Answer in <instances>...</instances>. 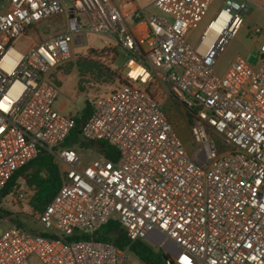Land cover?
Here are the masks:
<instances>
[{
  "label": "built area",
  "instance_id": "1",
  "mask_svg": "<svg viewBox=\"0 0 264 264\" xmlns=\"http://www.w3.org/2000/svg\"><path fill=\"white\" fill-rule=\"evenodd\" d=\"M216 1L7 0L0 13V191L43 149L54 156L61 186L43 211L30 213L24 184L6 197L0 264H31L34 256L43 264H145L130 244L146 240L172 242L166 264H264V44L257 65L238 55L224 75L215 72L250 5L262 4L225 0L193 48L186 37ZM60 13L63 27L36 38V26ZM85 34L115 42L127 57L125 83L89 98L92 113L80 134L83 142L111 144L115 160L64 146L76 117L55 108L60 89L51 77ZM21 37L32 42L25 52L14 47ZM162 85L192 115L199 145L192 156L163 111L166 99L153 94ZM111 221L130 244L96 238Z\"/></svg>",
  "mask_w": 264,
  "mask_h": 264
},
{
  "label": "rangeland",
  "instance_id": "2",
  "mask_svg": "<svg viewBox=\"0 0 264 264\" xmlns=\"http://www.w3.org/2000/svg\"><path fill=\"white\" fill-rule=\"evenodd\" d=\"M71 5L72 0H65ZM143 3H150L152 0H142ZM225 0H217L209 9L207 16L201 24L189 31L186 40L196 48L200 42V38L205 31L209 22L215 17L217 12L224 7ZM8 8L7 0H0V13ZM254 13L250 16L249 13L244 16V24L230 41L225 52L220 57L215 66V72L219 76L225 74L234 58L238 55L245 57L252 65H257L259 62L257 49L264 44V11L254 5H250ZM150 13L159 14L152 6L149 8ZM65 23V14L60 13L49 19L43 20L36 26L38 36L42 38L54 33ZM129 27L132 24L127 21ZM260 28V34H254V28ZM34 40H36L34 38ZM84 43L81 45L72 44V58L70 61L59 66L52 73V81L56 83L60 89V96L55 103V108L66 116L79 117L82 115L89 98L104 95L115 89H118L124 79L126 73L127 57L121 48L113 41L101 38L94 34H85ZM32 45L31 40L26 38H18L14 42V47L21 52H25ZM95 59L97 67L92 71H85L82 74L78 72L77 63ZM123 80V81H122ZM154 96L164 101L163 111L167 114L175 131L182 141L189 155H194L199 150V145L195 142L192 134L191 120L192 115L187 113L184 106L169 93V87L166 85L159 86L158 89H152ZM90 106V105H89ZM219 140V139H218ZM222 150V149H221ZM82 157L85 161L89 160L90 153L83 152ZM26 177L20 178V184H26ZM6 204V203H5ZM13 213H20L17 206H11ZM33 210H30V213ZM36 212V211H35ZM26 224L37 227V224L27 217L23 219ZM1 233V230H0ZM150 246L160 250L163 245H156L149 241H145ZM164 246L165 253H171L169 241ZM31 264H43L37 257L30 259Z\"/></svg>",
  "mask_w": 264,
  "mask_h": 264
},
{
  "label": "trees",
  "instance_id": "3",
  "mask_svg": "<svg viewBox=\"0 0 264 264\" xmlns=\"http://www.w3.org/2000/svg\"><path fill=\"white\" fill-rule=\"evenodd\" d=\"M77 66L78 72L82 74L85 71L94 70V68L97 67V61H95V59H90L78 62ZM122 78L123 76H121V79ZM124 83L125 81L122 82L120 87ZM91 113L92 110L87 104L82 115L76 117V127L67 138L64 146L68 147L78 145L82 148H93L105 153L109 159L115 160L117 155L111 144L103 141L83 142L80 140L81 128L91 116ZM24 177L27 179L25 187L31 194L29 205L34 211H43L58 193L61 186L60 170L55 162L54 156L47 150L43 149L35 160L19 170L11 178L6 188L0 191V216L9 214V211L5 208V203L7 202L6 197L17 185H20L18 180ZM96 238L113 242L121 247L130 244L125 231H123L119 223L115 221L109 222L100 231H98ZM130 250L134 256L139 258L145 264H166L162 251L150 246L144 241L131 243Z\"/></svg>",
  "mask_w": 264,
  "mask_h": 264
},
{
  "label": "crops",
  "instance_id": "4",
  "mask_svg": "<svg viewBox=\"0 0 264 264\" xmlns=\"http://www.w3.org/2000/svg\"><path fill=\"white\" fill-rule=\"evenodd\" d=\"M153 1L154 0H152L150 3H143V1L142 0H138V3H139V5L140 6H142V7H148V6H150L152 3H153ZM258 2H260L261 4H262V7H257V8H259V9H261V10H263L264 11V0H257ZM120 3V2H119ZM122 4V3H121ZM135 7V6H134ZM124 10H126L127 11V13L128 12H130V11H132L134 8L132 7V10H129L127 7H124L123 8ZM249 13V15L251 16L253 13H254V10L253 9H250V11L248 12ZM126 21H129V23L130 24H132V22H131V16H128L127 17V19H126ZM128 24V23H127ZM64 25V24H63ZM129 26V25H128ZM63 26H61L58 30H60L61 28H62ZM131 28H133V26L131 27ZM256 28V27H255ZM254 28V29H255ZM58 30H56V31H58ZM55 31V32H56ZM54 32V33H55ZM47 36H45V37H42V38H46ZM41 38V39H42ZM245 58V57H244Z\"/></svg>",
  "mask_w": 264,
  "mask_h": 264
},
{
  "label": "water",
  "instance_id": "5",
  "mask_svg": "<svg viewBox=\"0 0 264 264\" xmlns=\"http://www.w3.org/2000/svg\"><path fill=\"white\" fill-rule=\"evenodd\" d=\"M172 246V242H169ZM156 245L160 246L161 243H155ZM160 250L162 251V253L164 254V259L166 260L168 258V253H165V249H164V246L160 248ZM172 250H173V247H172Z\"/></svg>",
  "mask_w": 264,
  "mask_h": 264
},
{
  "label": "bare ground",
  "instance_id": "6",
  "mask_svg": "<svg viewBox=\"0 0 264 264\" xmlns=\"http://www.w3.org/2000/svg\"><path fill=\"white\" fill-rule=\"evenodd\" d=\"M167 244H168V243H165V245H167ZM165 245H164V246H165ZM170 249H172V246H171V245H170Z\"/></svg>",
  "mask_w": 264,
  "mask_h": 264
}]
</instances>
